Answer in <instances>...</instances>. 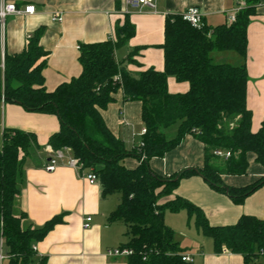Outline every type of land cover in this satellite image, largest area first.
<instances>
[{"label": "trees", "instance_id": "1", "mask_svg": "<svg viewBox=\"0 0 264 264\" xmlns=\"http://www.w3.org/2000/svg\"><path fill=\"white\" fill-rule=\"evenodd\" d=\"M258 0H244L233 22L196 28L181 14H168L164 22L162 44L164 67H149L132 75L115 60V51L128 44L135 27L127 14L116 19L113 38L78 46L81 72L54 90L44 86L42 70L48 52L36 29L25 41L23 50L4 52V69H0V99L15 103L29 112L54 114L59 129L48 138L53 150H68L79 164V172L95 174L101 196L119 194L120 199L106 218L107 223L125 225L126 242L119 247L131 253L126 264H191L181 259L182 249L173 230L164 222L166 210H186L194 215L196 226L211 237L216 253L228 250L240 254L243 264H262L264 259V219L241 215L236 223L212 226L202 210L187 199H167L180 179L199 175L208 185L234 203L243 200L264 184V175L243 187L224 184V174L247 172V154L264 166V120L259 129H250L251 112L246 107V30L256 14ZM133 48L128 62L137 63ZM230 52L237 62H218L213 53ZM119 75L120 79H115ZM187 82L184 93H169L167 77ZM121 90L123 101L141 103V120L146 128L144 146L127 150L105 125L100 110L112 102ZM178 124L176 134L167 138L164 130ZM186 135L204 145V162L200 168H188L170 176L154 173L148 164L151 157H162ZM36 145L33 132L17 128L0 130V241L11 264L34 262L35 243L55 225L61 215L53 216L40 228L24 227V213L14 212L19 193L18 180L23 164ZM229 152L228 158L214 151ZM131 156L137 165L127 168L123 159Z\"/></svg>", "mask_w": 264, "mask_h": 264}, {"label": "crops", "instance_id": "2", "mask_svg": "<svg viewBox=\"0 0 264 264\" xmlns=\"http://www.w3.org/2000/svg\"><path fill=\"white\" fill-rule=\"evenodd\" d=\"M244 0H156L155 10L143 7L130 9L126 14L134 24V35L128 44L115 51V60L132 75L149 67L161 71L164 67L162 44L164 22L168 14H180L190 6H196L203 14V23L210 27L229 23V16L243 5ZM23 9L34 6L32 14L6 18L3 47L9 55L20 53L25 41L36 29H42L39 43L48 52L42 70L44 86L52 91L58 85L77 77L81 72L78 61V46L113 38L116 19H123L125 0H14ZM63 14L61 21L52 20V12ZM246 107L251 112L250 129L255 132L264 120V0H258L256 14L250 17L246 30ZM139 48L133 56L137 63L128 62L133 48ZM221 53V54H219ZM235 56L230 52H218L215 60L231 62ZM237 62V59H236ZM187 82L167 77L169 93H184ZM113 100L100 110L109 131L132 149L142 136L141 103L123 101L121 90L113 94ZM17 128L33 132L36 145L26 158L18 180L19 193L14 212L24 213V227L40 228L53 216L61 215L62 222L55 225L37 243L34 262L44 264H126V257H109V248L126 242L125 225L121 222L107 223L106 218L119 202V194L101 196L99 182L90 183L85 174L67 165L65 157L58 159L56 168L48 172V138L58 131L56 115L26 111L15 103H4L0 99V130ZM178 124L164 130L167 138L173 137ZM132 133L135 136L132 137ZM248 167L243 175L224 174V184L243 187L264 175V166L255 162L252 153L247 154ZM204 162V145L192 135H186L174 148L162 157L148 160L150 169L161 176H170L188 168H200ZM127 168L137 165V159H123ZM180 196L204 213L212 226L231 225L243 215L264 219V184L248 195L242 203H234L227 195L212 189L199 175L179 180L171 195ZM91 217L90 226L84 228V219ZM164 222L174 232V239L182 254L192 258L191 264H243L240 254L228 250L216 253L211 237L205 235L195 224L194 215L184 209L177 212L166 210ZM0 264H11L2 243ZM264 264V259L261 261Z\"/></svg>", "mask_w": 264, "mask_h": 264}, {"label": "built area", "instance_id": "3", "mask_svg": "<svg viewBox=\"0 0 264 264\" xmlns=\"http://www.w3.org/2000/svg\"><path fill=\"white\" fill-rule=\"evenodd\" d=\"M143 7H147L150 10H155L156 8V0H125V8L122 13L126 14L130 9L141 10ZM34 12V6L26 5L23 9H20L16 6L14 0H0V69H4V47H3V35H4V27L6 18L9 16H17L23 14H32ZM236 13V12H235ZM235 13L229 16V22H233L235 19ZM182 19L187 21L191 26L200 28L203 26V14L200 12L198 7L190 6L186 8L183 12L180 13ZM52 20L61 21L63 18V14L60 11H53L52 12ZM115 79H120V76L117 75ZM3 101V99H2ZM146 133V128L143 127L139 132V135L144 136ZM135 136V133H132V137ZM141 140L133 145L132 148H135L137 151L144 146L143 140ZM48 152L50 154L49 160L45 165V170L48 172L53 171L56 166L58 159L65 157L66 150H53L51 147H48ZM214 154L223 158H228L230 156L229 152H222L220 150L214 151ZM66 163L70 167H74L77 170L79 169V164L75 158L71 155H68ZM86 179L90 183L98 182V178L92 172H87L85 174ZM91 217L86 216L84 219V228H88L90 226ZM2 248V241H0V259L4 258L5 256L1 252ZM33 249L36 250V247L33 246ZM131 253V250L128 248L122 247H115L109 248L106 250L105 254L109 257H127ZM181 259L185 262H191L192 258L186 254H181Z\"/></svg>", "mask_w": 264, "mask_h": 264}, {"label": "rangeland", "instance_id": "4", "mask_svg": "<svg viewBox=\"0 0 264 264\" xmlns=\"http://www.w3.org/2000/svg\"><path fill=\"white\" fill-rule=\"evenodd\" d=\"M219 54H221V53H219ZM232 54H234V53H232ZM215 55H216V53H213V57L215 58ZM236 56V55H235ZM236 58L237 57H235V58H233V60L231 61V63H235L236 62Z\"/></svg>", "mask_w": 264, "mask_h": 264}]
</instances>
